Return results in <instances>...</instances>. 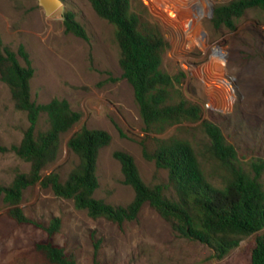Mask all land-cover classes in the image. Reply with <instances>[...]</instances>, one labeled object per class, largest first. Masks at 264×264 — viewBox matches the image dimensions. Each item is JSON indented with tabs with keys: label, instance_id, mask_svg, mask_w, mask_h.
<instances>
[{
	"label": "rangeland",
	"instance_id": "obj_1",
	"mask_svg": "<svg viewBox=\"0 0 264 264\" xmlns=\"http://www.w3.org/2000/svg\"><path fill=\"white\" fill-rule=\"evenodd\" d=\"M62 1L46 16L37 0H0L4 45L14 51L24 45L35 68L30 82L32 99L36 103L66 99L81 113L80 121L60 136L58 156L43 168L42 177L56 170L64 181L79 163L78 157L68 151L67 140L82 125L106 130L111 135L110 143L98 154L99 184L94 192L96 198L107 203L126 205L134 195L131 186L123 183L120 163L113 157L116 150L133 156L146 184L167 183V171L146 159L143 147L152 151L158 140L184 139L192 144L203 168L211 174L213 166L203 156L208 139L200 127L201 120L170 125L161 133L144 131L133 89L122 77L113 25L96 14L88 0ZM146 1L157 15L182 28L186 36L185 39L180 29L154 16L143 0H132L141 20L157 23L164 35L167 48L162 67L170 73L184 72L180 85L184 96L201 106L202 119L221 128L242 161L264 159V9L247 10L236 21V28L229 31L215 30L210 18L214 5L230 0H180L187 18L196 6L201 7V11L196 8L201 15L195 28L191 23L186 28L183 20H176L168 0ZM66 10L75 12L87 31V40L64 31L62 14ZM197 37L202 39L201 44L193 41ZM224 73L230 78L228 83ZM214 83L219 86L214 88ZM28 125L26 113L15 108L9 88L0 80L2 186L10 185L17 171H29V164L10 150L20 143ZM47 127V116L41 113L36 131ZM20 206L28 217L44 226L52 218H59L53 242L71 254L77 264H249L246 246L253 237L217 259L210 247L179 235L147 203L135 220L118 227L103 217H90L85 210L76 209L72 200L56 197L50 188H42L37 182L24 190ZM6 209L0 197V264H47L33 249L35 242L46 238L45 230L16 223L6 215Z\"/></svg>",
	"mask_w": 264,
	"mask_h": 264
},
{
	"label": "trees",
	"instance_id": "obj_2",
	"mask_svg": "<svg viewBox=\"0 0 264 264\" xmlns=\"http://www.w3.org/2000/svg\"><path fill=\"white\" fill-rule=\"evenodd\" d=\"M88 1L95 13L114 27L122 77L133 89L143 130L161 133L170 125L201 120L200 127L208 139L203 156L213 166L211 174L203 168L192 144L184 139L158 140L152 151L143 147L144 157L167 171V183L146 184L133 156L116 150L113 157L120 163L123 183L131 186L134 195L126 205L107 203L96 198L94 192L99 184L98 154L110 143L111 135L106 130L82 125L67 140L68 151L78 157L79 163L64 181L56 170L42 177L43 168L58 156L60 136L80 121L81 113L66 99L36 103L30 92L35 68L28 51L22 44L16 51L5 46L0 34V80L9 88L15 108L26 113L29 123L20 143L10 147L29 164V171H17L10 185H0L6 215L18 224L45 230L46 238L35 242L33 249L47 264L77 263L53 242L59 218H52L44 226L28 217L20 206L24 190L37 182L42 188H50L56 197L72 200L76 209L85 210L90 217H103L118 227L135 220L147 203L179 235L207 245L217 259L225 257L244 239L253 237L246 246L249 264H264V159L242 161L221 128L209 119H202L201 106L188 100L181 90L184 72L170 73L162 67L167 42L160 27L142 21L132 7V0ZM253 8L264 9V0L216 4L210 22L215 30L231 31L236 28V21ZM62 16L66 33L88 39L73 10L64 11ZM41 113L46 114L48 127L36 131ZM121 135L125 133L121 131Z\"/></svg>",
	"mask_w": 264,
	"mask_h": 264
},
{
	"label": "bare ground",
	"instance_id": "obj_3",
	"mask_svg": "<svg viewBox=\"0 0 264 264\" xmlns=\"http://www.w3.org/2000/svg\"><path fill=\"white\" fill-rule=\"evenodd\" d=\"M168 3H169V6H170V9H171V12H173L174 13V16H175V18H176V20H178L179 22L181 21V20H183L184 22V26L186 27V28H189V27H191V25H190V19L189 18H187V16H186V9H184V7H182L181 6V1L180 0H168ZM183 8V9H182ZM188 15V14H187ZM193 27V26H192ZM195 28V27H194ZM209 62H210V59H209ZM208 62V63H209ZM219 62H220V64H221V58L219 59ZM207 65V64H206ZM204 67V66H203ZM196 68V67H195ZM202 68V67H201ZM201 76V75H200ZM201 78L204 80V78L201 76ZM221 80L223 81V77H222V75H221ZM204 82H205V84H206V86L207 87H209V83H207L205 80H204ZM224 82V81H223ZM225 83V82H224ZM226 85V84H225ZM212 86L215 88V87H217V86H219L218 85V83H214V84H212ZM213 88V89H214ZM210 89H212V88H210ZM215 90V89H214Z\"/></svg>",
	"mask_w": 264,
	"mask_h": 264
},
{
	"label": "built area",
	"instance_id": "obj_4",
	"mask_svg": "<svg viewBox=\"0 0 264 264\" xmlns=\"http://www.w3.org/2000/svg\"><path fill=\"white\" fill-rule=\"evenodd\" d=\"M149 7H150V5H149V3L146 1V0H143ZM151 8V7H150ZM196 8H198L200 11L202 10L201 9V7H199V6H196L195 7V11L193 12V13H191V15H189V19H190V23H191V25L193 26V28L195 27V25L198 23V17L201 15V13L200 14H198L197 13V11H196ZM151 10H152V8H151ZM152 12H153V14H154V16H156V17H158V18H160V19H162V21L164 22V23H166L167 25H169V26H171V27H174V28H177V29H180L181 31H182V33H183V35H184V31H183V29L182 28H178V27H176V26H174V25H171L169 22H167V21H165L162 17H160L159 15H157L153 10H152ZM186 36L184 35V38H185ZM186 39V38H185ZM202 39H203V35H202ZM200 37H197V38H195L193 41H197V43H200V40H202ZM188 40V39H187ZM190 40H188V42H189ZM191 42V41H190ZM201 44V43H200ZM214 47V46H213ZM218 47V46H217ZM220 48V47H219ZM225 57V56H224ZM225 59V58H224ZM225 62V61H224ZM188 66L190 65V64H187ZM193 66V65H192ZM193 67H195V66H193ZM189 69H191V66H189L188 67ZM224 77H225V80H226V82L228 83L229 81H230V78L228 77V76H225V73H224V75H223ZM200 79L204 82V80L200 77ZM205 83V82H204ZM206 85V84H205ZM212 103V102H211ZM211 103H210V106H212L211 105ZM207 106H209V105H207Z\"/></svg>",
	"mask_w": 264,
	"mask_h": 264
},
{
	"label": "water",
	"instance_id": "obj_5",
	"mask_svg": "<svg viewBox=\"0 0 264 264\" xmlns=\"http://www.w3.org/2000/svg\"><path fill=\"white\" fill-rule=\"evenodd\" d=\"M37 2L46 16L52 14L63 3L62 0H37Z\"/></svg>",
	"mask_w": 264,
	"mask_h": 264
}]
</instances>
